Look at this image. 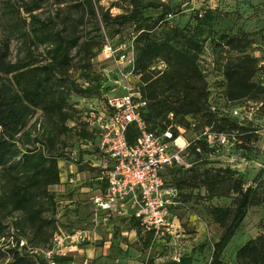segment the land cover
<instances>
[{
    "label": "trees",
    "instance_id": "trees-1",
    "mask_svg": "<svg viewBox=\"0 0 264 264\" xmlns=\"http://www.w3.org/2000/svg\"><path fill=\"white\" fill-rule=\"evenodd\" d=\"M125 1L131 8L128 13L102 15L104 27L112 30L113 35L104 37L100 42L91 40L81 44L80 36H68L63 31H55L52 22L41 20L35 14L41 8L38 4L26 5L24 13L27 17L24 23L16 21L12 25L13 34L24 38L15 62L10 59L11 40H0V176L13 182L17 178L24 180L12 194L0 198V214L4 211L6 213L0 217V264L6 256L10 260L7 264H48L45 258L31 256L27 246L22 245V240L28 238L29 228L34 229V236H38L51 225V222L42 218L43 200L55 205L54 194L49 188L60 184V156L50 154L49 151L55 145L54 137L49 133L44 136V128H37L41 122L32 126L30 123L38 110H41L60 124L63 133H67L73 130L65 126L74 119L68 103L72 96L98 100L104 97L105 100L106 91L111 88L105 85L106 78L93 71L92 61L103 50L107 39L118 37L122 39L120 43L132 41L135 46V74L140 76L141 89L148 101L146 120L152 131H164L176 126L178 122L180 126L190 128L191 122H195L198 129L210 127L217 132H237L242 135L245 144L247 140L257 139L255 130H251L248 124L240 126L237 120L221 115L223 107L264 100V86L254 81L259 62L245 53L244 38L220 37L224 46L237 51L239 55L227 63L223 74L221 103L217 104L211 98L199 64L203 43L197 40L198 28L191 24L185 27L170 25L168 16L173 14V9L160 0ZM91 2L85 0L83 8L91 7ZM148 10H161V13L150 17L146 15ZM8 13L14 18L20 17L19 8L11 7ZM127 27L131 28V33L125 37L122 33ZM40 48L44 52L37 57L36 51ZM75 49H78L77 55L81 56L79 67L83 84L67 79L76 60V56L71 54ZM159 61L165 62L167 68L163 71L152 70L153 65ZM154 73L159 77L153 79ZM213 106L217 107L216 111L212 110ZM170 115L173 117L170 118ZM187 117H191V120L184 123ZM137 138L136 127L130 126L127 131L129 144L134 145ZM197 146H201L203 152L207 153L204 143H198L191 145L189 155L192 153L197 162L210 164L196 151ZM95 153L91 155L101 158L99 152ZM230 169L207 168L201 178L176 180L180 190L203 188L206 197L197 194L196 197L200 199L233 197V207L208 208L213 222L224 229L223 236L214 246L210 264H222L221 257L227 245L242 226L256 200L257 190L254 185L248 186L243 177L236 176ZM187 172V168L169 169L166 174L168 186L174 187L168 178L176 179ZM100 178L97 183L104 186L99 185L97 189L103 192L107 182ZM263 178L264 168L259 170L254 183ZM180 195L185 201H190L193 196L192 193L179 192ZM13 213H23L24 216L14 218L10 229L16 233L10 234L4 220ZM119 219L128 221L133 227H141L147 245L150 241H156L153 232L145 231L140 220L135 217ZM9 237L13 240L10 241ZM64 260L63 257L57 258L56 263L61 264ZM236 264H264V231L237 251Z\"/></svg>",
    "mask_w": 264,
    "mask_h": 264
},
{
    "label": "rangeland",
    "instance_id": "rangeland-1",
    "mask_svg": "<svg viewBox=\"0 0 264 264\" xmlns=\"http://www.w3.org/2000/svg\"><path fill=\"white\" fill-rule=\"evenodd\" d=\"M84 1L0 0V40H11V61L17 60L18 48L23 46L24 41V38L13 34L12 25L16 21L20 24L24 23L27 17L24 13L26 5H40L41 8L35 14L41 20L52 22L55 31H63L68 36H80L81 44L91 40L100 42L104 37L113 35L112 30L109 31L104 27L103 14L116 16L126 14L131 9L125 0H92L91 7L83 8ZM160 1L173 9V14L168 16L170 25L185 27L191 24L192 27L198 28L196 37L200 43H203V53L199 58V64L212 100L217 104L221 103L225 68L232 58L239 55L237 51L224 46V41L220 39L223 35L244 38L245 53L259 62V70L254 81L264 86V0ZM11 7L19 8L20 17L14 18L9 15L8 11ZM160 13L161 10H148L146 15L156 17ZM130 33L131 28L127 27L122 35L128 37ZM112 38L114 39L107 40L113 46H117L122 40L118 37ZM77 50L71 52L72 56H76V60L67 79L76 84H83L82 70L79 67L81 56L77 55ZM43 52V48H40L36 51V56L40 57L39 55ZM92 65L93 71L100 74L102 78H106L105 85L111 88L106 91L105 98L123 94L121 87L118 88L115 85L118 70L113 62L104 59L102 51L92 61ZM154 75L153 79L159 77L155 73ZM104 102V97L98 100L72 96L68 103L74 119L67 122L65 126L73 130L67 133H63L60 124L43 114L41 110H38L36 117L31 121V126L40 121L37 128L41 130L44 128V136L49 133L54 137L55 145L49 152L60 156L61 181L59 185L49 188L54 194L55 205L43 200L42 218L51 222V225L43 229L38 236H34V229L29 228L28 238L22 240V245L27 246V252L31 256L44 258V252L50 247L56 235L81 232L84 234L85 241L71 244L61 264H210L214 246L223 236L224 229L213 222L208 214V208L233 207V197L200 199L196 197L197 194L206 197L203 188L180 190L176 186V180L201 178L203 171L207 168L230 169L227 167L228 160L222 152L204 154L202 158L210 162L208 165L197 162L195 156L190 153L187 158L191 165L187 167L188 172L182 177L177 176L176 179L168 178L180 194L182 192L193 195L190 201H185L181 195L178 199L179 204L175 213L177 220L180 221L181 229L174 237L150 241L147 245L146 236L141 227H133V224L128 221L119 219L121 217L114 218L111 226L93 224L92 197L99 194L97 186H104L97 183V180L104 172L105 160L91 155L96 154V138L88 131L85 118L89 108L103 106ZM242 105L245 108V115L248 116V127L262 132L264 130V100L257 103L245 102ZM190 120L191 117H187L184 123ZM177 125L180 126L179 122ZM255 134L256 140L254 138L247 140L245 149L237 151L238 154L239 152L242 154L240 165L230 170L236 176L243 177L248 186L254 185L257 190L256 200L242 226L227 245L221 257L222 264H236L237 251L264 231V178L254 183L257 173L264 168V134ZM184 137L190 140L193 136L191 132H187ZM23 181L17 178V181L13 182L0 176V198L12 194V191ZM4 214L6 215L5 211L0 214V217ZM19 216L23 217L24 214L13 213L4 220L10 234L16 233L10 227L14 218ZM9 240L13 239L9 237ZM7 257L3 258L1 264H7L10 261Z\"/></svg>",
    "mask_w": 264,
    "mask_h": 264
},
{
    "label": "built area",
    "instance_id": "built-area-1",
    "mask_svg": "<svg viewBox=\"0 0 264 264\" xmlns=\"http://www.w3.org/2000/svg\"><path fill=\"white\" fill-rule=\"evenodd\" d=\"M102 55L116 66L115 85L121 87L123 94L106 96L104 105L89 108L85 118L88 131L96 138L95 152L108 162L100 178L106 180L107 188L92 197L93 224L111 226L112 218L135 217L145 231L153 232L154 240L174 237L181 229L175 213L179 191L166 182L169 169L191 166L188 151L198 143H204L208 154L222 152L228 160L227 167L236 169L242 158L237 151L245 149V140L237 132L198 129L195 122H191L190 128L176 125L152 131L146 120L148 101L141 89L140 76L135 74L136 49L132 41L117 46L107 41ZM166 68V63L159 61L152 70ZM216 109L212 107L213 111ZM221 115L237 120L240 126L247 125L243 105L223 107ZM130 126H135L138 132L134 145L127 140ZM187 132L192 133L190 140L184 137ZM255 133L264 134V130ZM180 138L183 145L178 143ZM196 151L202 156L206 154L201 146ZM84 241L81 232L56 235L44 258L48 264H57L56 259L65 257L71 244Z\"/></svg>",
    "mask_w": 264,
    "mask_h": 264
},
{
    "label": "crops",
    "instance_id": "crops-1",
    "mask_svg": "<svg viewBox=\"0 0 264 264\" xmlns=\"http://www.w3.org/2000/svg\"><path fill=\"white\" fill-rule=\"evenodd\" d=\"M90 158H92V156H89ZM101 160V159H100ZM101 163H103V161H101ZM106 167H108V162L105 160L104 161V166L103 168L105 169Z\"/></svg>",
    "mask_w": 264,
    "mask_h": 264
},
{
    "label": "bare ground",
    "instance_id": "bare-ground-1",
    "mask_svg": "<svg viewBox=\"0 0 264 264\" xmlns=\"http://www.w3.org/2000/svg\"><path fill=\"white\" fill-rule=\"evenodd\" d=\"M178 143H179L180 145H183V144H184V140H183L182 138H180V139L178 140Z\"/></svg>",
    "mask_w": 264,
    "mask_h": 264
}]
</instances>
